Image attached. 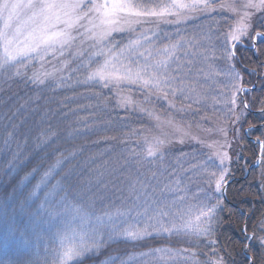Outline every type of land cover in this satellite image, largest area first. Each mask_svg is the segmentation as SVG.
<instances>
[{"label":"trees","instance_id":"1","mask_svg":"<svg viewBox=\"0 0 264 264\" xmlns=\"http://www.w3.org/2000/svg\"><path fill=\"white\" fill-rule=\"evenodd\" d=\"M204 16H199L180 27L186 28L185 30L198 28L199 33L196 37L200 35V39L192 37L191 40L186 41L196 45L200 43L196 51L204 57L218 56L222 50H225L223 47L227 42L224 14L215 12ZM254 24L252 33L258 31L264 33V10L260 12L259 19ZM242 42L240 41V44L235 46L234 53L232 52L237 68L264 70V40L260 42V50L257 54L249 52L247 43ZM221 55L224 56L225 52L221 53L220 57ZM79 63L75 60L68 66L70 70L66 72L59 70L57 72L59 76L45 81L44 84L33 83L30 79L33 74H37L34 72L35 61L29 63L26 68L23 67L20 76H15L14 70L11 69L0 77V115H4V118H0V169L3 170L1 166H9L10 163L15 168L4 173L0 171V190H2L0 197L7 195L3 185L9 177L12 178L10 187L17 189L24 186V193L28 194L42 174L57 159L65 161L57 175L50 180L49 188L42 189L40 198L34 200L30 207L24 210L18 209L15 219L20 220V214H23L28 216V219L25 217L28 222L31 212L41 202L44 193L57 181L61 182L62 190L51 198L50 207L53 206L52 208L58 213L63 211L60 198L65 194L70 200L83 203L85 206L91 205L94 213L124 208L127 205L122 201L127 197L130 181L137 177L150 176L152 172L161 170H165V174L174 172L181 179L182 184L190 189V195L197 194L201 198L211 195L213 199L210 202L214 203L215 197L220 194L215 193L213 188L207 185V174L219 173L226 168V178L231 174L232 182L228 186L226 197L224 195L221 197L225 207L222 211H218V220L213 224L214 235L210 239L215 241L214 245H208L204 239L190 242L187 238L156 234L138 241H122L120 238H114L98 253L85 256L87 258L84 257L80 264H112L113 259L115 264H121L133 254H136V259L132 264H206L209 258L218 259V257L223 258L224 264H249L244 244L237 239L243 236L242 226L245 225L247 229V221L245 223L237 218L235 212L238 208L247 212L249 208L250 220L255 219L258 213L261 211L264 213V197L254 191L257 185L253 180L248 182L249 174L244 177L243 162L233 163L227 160L221 164L205 148V139L201 137L205 133V128L201 132L191 131V128L184 125L186 123L193 127L201 121L203 115L206 118L226 116V110L222 107L212 109L208 97L205 99L207 104L201 105L202 107L197 103L198 101L193 102L181 97L177 101L179 107L183 108L180 111L182 114L178 107L172 113L168 112L161 116L164 118L170 114L176 117L179 119L175 118L176 122L186 127L188 133L182 139L176 136L172 140L167 139L161 149L163 152L161 159L145 160L142 155L146 141L144 137L150 134V131L152 133L157 129L159 123L142 109V113L138 112L137 105H134L136 103L125 106L121 99L129 96L133 101L139 91L135 86L114 89L103 88L96 83H85L83 69L76 70ZM57 65L60 63L53 60L51 63L47 62L46 66H55L56 69ZM201 67L203 71L194 77L196 89H204L203 86L206 87L205 89H221L222 83H219V80L213 81V84L216 83V88H212V83L209 87L205 75L211 71L205 70L206 66ZM65 73L68 75L63 83H60V78ZM257 79L264 84V75L259 73ZM229 85L232 86L231 81ZM259 90V100L257 103H251V107L264 104V89L261 87ZM194 106L197 107V111L192 108ZM147 109L155 114L165 110L159 104L157 106L151 104ZM252 120L255 121V118L253 117ZM145 133L147 134L140 138V135ZM197 134L201 137L199 140L194 137ZM242 146L245 155L249 157L247 161H251L255 156L253 145L246 139L242 142ZM34 169L35 173L22 184L24 177L33 173ZM48 219L47 215L36 220L31 219L34 223L41 220L42 224L40 227L37 224L31 225L27 232L47 234L45 222H48ZM253 225L249 226L250 230L254 229ZM0 227H3L2 223ZM46 242L45 240L44 243ZM160 247L183 251L179 255L180 258L174 262L161 260L149 263L140 259L139 254ZM16 254L19 255L20 252L17 251ZM45 262H49V259H45Z\"/></svg>","mask_w":264,"mask_h":264},{"label":"snow or ice","instance_id":"2","mask_svg":"<svg viewBox=\"0 0 264 264\" xmlns=\"http://www.w3.org/2000/svg\"><path fill=\"white\" fill-rule=\"evenodd\" d=\"M213 2L214 0H0V71L13 69V74L20 76V68H26L31 62L51 63L54 60L59 63L61 58H72L80 62L76 70L83 69L85 83L115 89L135 86L137 91L143 93L144 103H150L153 99L163 100L172 109L176 108L172 100L177 97L197 102L199 93L194 77L201 71L196 69L200 53L193 50L197 45L185 41L179 33L173 37H162L153 30L140 31L139 35L132 34L138 31V26L142 27L150 20L177 25L185 23L194 12L214 11ZM243 8L234 29L226 33V38L233 42H238L246 35L248 25L245 21L250 18L249 10H264V0H259V3L247 0ZM230 10L237 11L234 7ZM118 36L124 39H117ZM257 37H261V34L257 33ZM67 66L65 59L64 67ZM56 71L53 66V73L46 75L55 76ZM30 79L33 83H45L37 74H33ZM63 80L64 77H61L60 83ZM121 99L125 106L133 103L130 97ZM142 110L158 122L161 120L154 112ZM168 123L178 132L183 131L172 121ZM165 143L166 140L160 138L146 140L142 149L143 159H161V149ZM261 151L264 154V145ZM215 155L221 164L229 159L227 152H217ZM64 162L57 159L33 185L22 202L13 203L10 200L0 204V223L3 224L5 247L9 244L28 243L27 230L9 224L8 219L17 209L24 210L30 206V201L40 198L41 190L49 188L50 180L57 175ZM12 167L14 165L10 163L9 168ZM35 171L34 169L33 173L27 174L24 181H28ZM226 175V168L219 173L207 174V185L220 194L212 203L211 195L203 198L197 194L190 195V189L182 184L174 172L165 174V170L154 171L150 176L130 181L127 197L122 201L126 207L104 211L98 215L91 210V205L85 206L70 200L67 194L60 198L63 212H55L50 203L54 194L62 190L61 182L57 181L44 193L41 202L31 212V219L36 220L45 215L55 218L61 214L67 218L57 232L56 247L50 250V264H80L86 255L98 253L114 238L138 241L156 234L187 238L190 242L204 239L208 245H214L215 241L210 237L214 235L213 224L218 220V211L225 207L221 197L224 194ZM12 199L14 200V194ZM104 228H107V237L102 231ZM253 238L250 236L247 239L251 241ZM258 239L264 245V237ZM154 251L164 260L168 254L180 255L183 250L160 247ZM139 255L147 256L151 253ZM135 259L136 254H133L121 264H132ZM0 264L16 262L5 254L0 256ZM112 264H115V259ZM206 264H224V261L222 257L209 258Z\"/></svg>","mask_w":264,"mask_h":264},{"label":"rangeland","instance_id":"3","mask_svg":"<svg viewBox=\"0 0 264 264\" xmlns=\"http://www.w3.org/2000/svg\"><path fill=\"white\" fill-rule=\"evenodd\" d=\"M254 2L259 3V0H254ZM245 3H247V0H214L212 5L214 11L209 10L206 12L203 11L194 12L190 14L189 18L185 23L193 21L199 18V16L211 15L215 12H219L220 14V12H222L224 14V22L226 25V30H225V38H226V33L232 31L236 26L237 21L240 20L241 18L240 13L244 11L243 5ZM232 7L237 9V11L236 12L231 11L230 8ZM249 11L251 13L250 18L245 21V23L248 25L246 35H244L238 42L243 41L242 43L244 44L247 43V46L249 47L247 50H249V52L251 51L253 54H257L260 50L259 44L262 40H264V37H259V38L257 37V42L254 44L253 40L255 33H252V29L255 26L254 22L259 19L260 12L263 10L253 9ZM185 23H181L177 25L175 23H164V22L150 20L148 23L143 24L142 27L138 26V31L134 34L139 35L140 31L153 30L157 33H160L162 37L163 36L173 37L177 33H179L180 36H182L185 41L191 40L192 37H196V34L199 33V29L190 28L185 30L186 28L180 27ZM117 38H121V37L118 36ZM196 39H200V35H198ZM226 39H227L226 46L223 47L225 48V50H222L221 52V53L225 52V55L224 56L221 55L222 57H220L221 54L220 53L218 56H210L209 58H207L204 57L202 54H200L196 60V69L198 68V70H201L200 72H202L203 69H201L202 68L201 66L203 67L206 66L207 68L205 70L211 71L210 73L207 72L208 74L205 75V78L209 82V87L210 84L211 83L213 84V81L216 80H219V83H222V87H220L221 89H211V88L205 89L206 88L205 86H203L204 89H197L199 93V98L197 100L198 101L197 103L200 104V106L206 105L207 101L205 99H207L208 97L211 101L210 104L212 109L222 107L226 110L227 115L222 117L209 116L207 118L205 115H203L201 121L195 124L193 127L190 124H186V123H184V125L188 128H191V131L198 130L199 132H201L204 131L205 128V133H203L201 136L204 137L205 139V144H206L205 148H207L210 155H213V157L215 156V158L218 159L219 161L220 159L215 155V153L227 152L229 159H226L225 161L228 160L233 163L243 162V166L245 169L244 177H246L249 174L248 182L253 180V183L257 185L254 191L259 192V195L261 196L262 194V196L264 197V154H262L261 151L262 145H264V104H261L260 106L257 105L251 107V103L252 104L257 103V101L259 100L258 98V95L260 94L259 89H261V87L262 89H264V84H262L261 81L257 79L259 73L264 75V70L253 69V68L244 69L241 67L237 68L236 63H234L233 61L234 56H232L234 53L233 44L236 42H233L230 38H226ZM199 46L200 43L197 44L196 49H198ZM196 49L193 50L196 51ZM65 59H67L68 66L74 63L75 61L72 58H61V61L59 62L60 65L56 66L57 71L55 73V76L46 75V73H53V67L46 66L47 61L45 62L35 61L36 69L34 70V72L37 73L39 77L41 79H44L45 81L53 80L54 78L59 76V74H57L59 70L66 72L71 69L68 66L67 68L64 67ZM22 68L23 67H21L20 70ZM10 70L11 69L7 71H0V77L1 75L6 74ZM67 75L68 74L65 73L63 77L65 78ZM230 81L232 82V86L229 85ZM215 84L216 83L213 84L212 88H216ZM137 97L133 100V103L130 104L136 103L134 105L135 106L137 105V108L139 110L138 112H141V109H147L151 104H154V106H157V104H159L160 106H163L165 108V110H162V112L159 113L156 112V114H159V116L161 117V120L158 122L159 129L158 128L155 129L152 133L150 131V134L148 135H146L148 132L145 134H141L140 138H143L146 135L144 139L148 141H151L153 138H160L167 141V139L172 140L174 136H176L179 139H182V137L186 135L185 133H188L186 127L176 122L177 119L176 117L175 119L170 114L164 118L161 116V115H165L168 112L172 113L174 110L168 107L167 101L153 99L154 100L153 102L144 103V96L143 93L141 92L138 93ZM180 98L181 97H177L172 100V102L176 105L175 110H177L179 107L178 105L179 103L177 100ZM192 108L195 111H197L196 106ZM180 109L183 108L179 107V112L182 111ZM200 115L201 114H199V116ZM253 117L255 118V121L252 120ZM0 118L1 119L4 118V115L1 114ZM168 121H172L174 125L179 126L183 131L178 132L175 127H173L168 123ZM225 121H227V123H225ZM252 123H254V125ZM211 126H213V128H211ZM194 137H196L197 140L201 138L198 136V134ZM246 139L247 142L249 141L253 145L254 155H255L252 158V160L249 162L247 161L249 157L245 155L242 146V142H244V140ZM1 167L3 168V170L0 169L1 173L15 169L14 167L9 168V166L7 165H3ZM230 175L231 174H229L227 178L225 177L226 180L225 194L227 192V189L229 188L228 187L229 184L232 182V177H231L232 175L231 176ZM11 180H12L11 177L5 180L6 184L3 185V187H5L4 192H6L5 194L7 195L4 197H0V204H3L5 201H10V200H12L13 203L22 202L23 197L27 196V194L24 193L25 190L24 186H21L17 189L10 187ZM24 182L25 181H23L22 184ZM13 194L15 201L12 199ZM33 202L34 200L30 201L29 205H31ZM52 207L53 206H51V208ZM17 211L14 214L10 215L9 224L13 226H18L22 230H27V231L30 229L31 225L34 226V224H37L40 227V225L42 224L41 220L37 223H34L33 220H31V218L27 222L25 217H27L28 219V216H24L23 214H20L19 217L20 220L15 219L16 218L15 216L18 215ZM62 212L63 211H61V213ZM95 214L98 215L101 214V212H96ZM235 214L237 215V218L241 219L242 221H245V223L247 221V231H244L246 227L245 225H243L242 226L243 236L237 239L240 243L244 244L245 252L248 253L247 254L248 260L249 257H252V259L249 260V264H264V245H261L260 240L258 239L259 237H264L263 211L258 213L256 217H254L255 219L253 220H250L249 218V208H247V212L241 208H238V211L235 212ZM56 217L49 218L48 222L47 221L45 222L47 227L46 228L47 234H43L40 232L28 233L29 240L28 243L24 245H20L17 243V244H9L7 247H5V241L3 240V227H0V256L6 254L7 257L14 260L16 264H50L49 262L52 260V254L50 250L56 247L57 232L59 229L63 227V224L66 222L67 219L63 214L59 215L57 218ZM250 225H253L254 229L250 230L249 228ZM121 227H123V225H121ZM102 231H104L105 237H107V228L102 229ZM250 236L254 237L251 241L247 239ZM45 240L47 241L46 243H44ZM120 240L126 241L121 238ZM154 250L144 251V252L150 251L147 253H151V255L141 256L140 259H143V261L149 263H156L158 261H161V259L159 258L160 254L156 253ZM17 251L20 252L19 254L20 256L16 254ZM90 254L91 253H89L88 255ZM47 258L49 259V262L46 263L45 259ZM86 258L87 257H85V259ZM179 258H180L179 255L173 256L172 254H168V256H166L165 259L162 261L174 262Z\"/></svg>","mask_w":264,"mask_h":264},{"label":"water","instance_id":"4","mask_svg":"<svg viewBox=\"0 0 264 264\" xmlns=\"http://www.w3.org/2000/svg\"><path fill=\"white\" fill-rule=\"evenodd\" d=\"M262 36H264L263 33H261ZM254 44L256 43V38L254 37V40H253ZM225 189H226V185H225V188H224V196H225Z\"/></svg>","mask_w":264,"mask_h":264}]
</instances>
